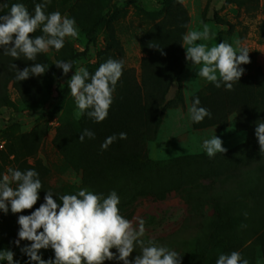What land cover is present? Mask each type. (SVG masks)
<instances>
[{
	"label": "trees",
	"instance_id": "obj_1",
	"mask_svg": "<svg viewBox=\"0 0 264 264\" xmlns=\"http://www.w3.org/2000/svg\"><path fill=\"white\" fill-rule=\"evenodd\" d=\"M161 1L163 12L147 15L156 22L140 37L139 47L144 56L140 60L139 76L133 69L123 66L108 116L99 123L90 118L87 111L80 119L75 118L77 107L71 95L66 90L54 88L58 71L55 63L87 56L89 45L94 43L93 37L100 30L106 32L105 47L97 52L96 61L86 64L85 68L91 75L109 58L122 61L123 51L113 27L120 9L112 0H48L44 8L46 15L59 11L62 16L75 20L85 42L82 52L64 43L59 51L51 49L52 58L48 53H39L35 61H28L23 55L15 60L5 55L4 48L0 47V109L8 108L11 116L25 113L37 121L53 103L49 118L36 122L27 133H20L17 121L3 119L9 124L3 132L7 143L6 149H0V159L15 162V170H35L42 189L32 209L14 214L9 203V211L4 212V217L0 216V251H13V239L20 230L18 217L30 215L39 208L45 202L47 191L52 192L53 199L62 206L59 196L74 195L87 188L103 197L115 191L120 198V214L128 220L139 198L161 201L171 192L179 195L186 204L187 216L201 218L199 233L185 243L183 251H177L181 255L180 264H216L221 254L233 251L239 252L248 262L250 255L255 253L264 261V152H260L255 132L258 122H264V73L258 67L246 68L231 91L223 84L217 88L209 82L189 98L190 107L198 97L199 106L211 113L210 118L205 117L200 123L191 120L193 130L224 129L229 116L235 115L234 128L246 134L244 143L223 154L217 153L213 158L200 153L153 160L147 155L146 145L155 139L164 112L183 106L180 75L187 60L181 43L187 15L182 8L175 7V0ZM249 1L237 2L244 6ZM17 2L23 3L29 14L34 15L35 4L42 0H0V15L7 14L11 4ZM4 3L8 7H3ZM42 27L32 38L44 35ZM260 32L264 38V19ZM36 63L45 66L43 75L30 76L23 81L16 79L18 70ZM13 64L17 68L10 67ZM174 84V98L167 101L166 95ZM10 89L15 93V100L9 98ZM56 115L52 144L61 158V172L78 173L81 183L79 188L65 192L45 183L50 171L40 161L27 162L28 158H35L49 121ZM85 129L92 131L94 138L85 136L81 141L79 137ZM120 133H126L127 138L119 139ZM113 135L117 136L116 141L106 150L102 149L106 138ZM1 171L0 167V179ZM207 209L210 213L206 216ZM141 239L146 244L151 241L166 246L159 243L162 239ZM112 251L118 256L115 248ZM139 253L140 248L136 247L129 260L134 261ZM41 258L54 261V250ZM24 259L30 258L16 260ZM104 264H123V261L106 260Z\"/></svg>",
	"mask_w": 264,
	"mask_h": 264
},
{
	"label": "clouds",
	"instance_id": "obj_2",
	"mask_svg": "<svg viewBox=\"0 0 264 264\" xmlns=\"http://www.w3.org/2000/svg\"><path fill=\"white\" fill-rule=\"evenodd\" d=\"M48 0L35 4L34 15H30L23 3L11 4L7 14L0 15V47L4 54L19 60L23 55L28 61H35L37 54L47 53L50 49L59 51L64 47L66 37H77L78 31L75 20L62 16L59 11L45 14ZM8 7L7 3L2 5ZM44 35L32 38V34L40 27ZM208 24L203 30H190L183 36L182 46L186 52V60L197 68L198 76L211 82L215 87L223 84L226 90H233L235 82L239 81L244 73L240 67L247 64L249 51L246 47H237L221 42L209 47L206 43L214 37ZM186 46V47H185ZM76 62L57 61L55 65L67 74ZM17 68L15 64L10 65ZM45 73V66L36 63L18 70L16 79L23 81L30 76H40ZM123 73V62L109 58L102 63L94 74L89 73L85 67H76L75 74L68 82L71 95L74 97L77 111L76 119L87 111V115L97 123L104 121L113 102L115 86ZM90 82H87L89 81ZM199 98H195L189 108L190 118L194 123H200L211 113L200 107ZM91 109L90 111H88ZM260 152H264V122H258L256 127ZM94 138L95 134L85 129L79 139ZM126 133H120L119 139H126ZM117 136H109L101 145L107 149ZM202 148L209 158L217 153H225L223 142L216 135L205 139ZM39 174L32 169L20 171L8 169L0 179V210L12 213H21L32 209L39 200L42 183ZM15 185V187H13ZM45 202L30 215H20L18 224L19 245L20 240L30 241V246L22 249L31 261L37 264H104L106 260L118 259L123 264H180L181 255L166 246H158L143 239L145 233L144 220L140 219L138 227L120 214V198L115 191L106 197L95 194L87 188L80 189L74 195H62L59 199L62 206L53 199V193L47 191ZM42 229V231H40ZM51 247L55 259L45 261L38 254L39 250ZM140 253L134 261L130 255L135 248ZM115 248L118 256L113 253ZM0 261L15 264L14 254L10 250L0 251ZM216 264H249L242 259L237 251L231 254H221Z\"/></svg>",
	"mask_w": 264,
	"mask_h": 264
},
{
	"label": "rangeland",
	"instance_id": "obj_3",
	"mask_svg": "<svg viewBox=\"0 0 264 264\" xmlns=\"http://www.w3.org/2000/svg\"><path fill=\"white\" fill-rule=\"evenodd\" d=\"M237 1L175 0L174 5L176 4V8H182L187 15L184 35L190 30L202 31L203 25L208 24L211 32L215 34L214 37L209 41L201 40L197 43H206L209 47H212L221 42H226L236 48V42L239 41L240 47H246L249 51L250 62L240 65L244 69V73L248 67H258L264 73V38L260 32V26L264 19V0H250L244 6H239ZM112 2L120 9L118 18L113 22V27L115 36L123 51L121 58L123 66L126 69H133L135 75L139 76L140 60L144 56L139 47L140 37L146 29L156 22L147 15L163 12V3L161 0H112ZM75 27L78 36L75 38L66 37L65 43L69 44L74 51L82 52L85 42L78 27L76 25ZM93 39L94 43L89 45L87 56L72 61L76 63L67 74H64L63 70L58 68L55 74V78H57L55 89L66 90L71 95L68 82L75 74L76 67H85L86 64H93L96 61L97 52L105 47L106 32L103 30L96 32ZM181 44H183V39ZM47 53L51 58L53 57L51 49ZM184 54L186 57L185 49ZM198 67L193 66L190 61L186 62V66L180 75L183 106L169 108L164 112L155 139L146 145L147 155L150 159L165 160L181 155L206 154L202 148V143L205 139H211L215 135L222 140L223 147L227 150H231L245 142L246 134L236 132L234 128L235 115L229 116L227 127L224 129L218 127L204 130L192 129L189 98L209 83L198 76ZM175 91L176 85L174 84L166 95L167 101L174 98ZM71 97L75 103L74 97L72 95ZM9 98L15 100V93L12 89L9 90ZM52 107L53 103L37 121L25 116L16 117L14 114H12V119L20 124V133H27L36 122H45L49 118ZM9 112L8 108L0 109V142L4 143L3 149H6L5 144L7 143L3 132L9 124L3 119L8 116L11 117ZM56 118L57 115L49 121L50 126L41 140L35 158H28L27 162L33 164L35 160L40 161L42 166L50 171V174L45 178V183L59 192H65L79 188L81 183L78 173L72 170L61 172V158L52 144L56 131ZM0 167L3 177L4 174H7L9 168L16 169L17 165L13 161L5 160L2 162L0 159ZM186 209L184 201L174 192L169 193L161 201L144 197L139 198L134 203L129 220L133 222L134 227H138L139 220L143 219L145 233L142 238L162 239L159 243L165 244L170 250L177 249L176 252H179V250H184L185 243L190 242L199 233L201 227V218L187 216ZM209 213V209H207L205 215L207 216ZM1 215L4 217L3 210H0ZM17 240H19V236H15L12 242L15 264L36 263L30 259L16 260L22 257L28 258L22 252V249L31 244L30 241L20 240L19 245H17ZM51 251L53 249L49 247L39 250L38 254L41 256ZM250 257L249 264H264L258 253L250 255ZM0 264H7V262L0 261Z\"/></svg>",
	"mask_w": 264,
	"mask_h": 264
},
{
	"label": "built area",
	"instance_id": "obj_4",
	"mask_svg": "<svg viewBox=\"0 0 264 264\" xmlns=\"http://www.w3.org/2000/svg\"><path fill=\"white\" fill-rule=\"evenodd\" d=\"M14 115H15L16 117H19V116H20V117H21V116H25V117H29V118L33 119L32 117H30L29 115H27V114H25V113H24L23 115H17V114H14ZM12 117H13V116H11V117L8 116V117L5 118V120H7V119H9V118L12 119ZM15 119H16V118H15ZM12 120H13V119H12ZM13 121H16V120H13ZM55 123H56V126H57V122H56V120H55ZM3 145H4V143H1V142H0V149H3ZM6 262H7V261H6Z\"/></svg>",
	"mask_w": 264,
	"mask_h": 264
}]
</instances>
